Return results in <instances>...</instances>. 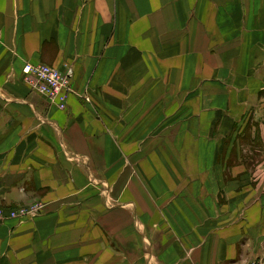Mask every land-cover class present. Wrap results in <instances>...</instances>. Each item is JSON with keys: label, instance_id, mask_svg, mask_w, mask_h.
<instances>
[{"label": "crops", "instance_id": "0c3cea01", "mask_svg": "<svg viewBox=\"0 0 264 264\" xmlns=\"http://www.w3.org/2000/svg\"><path fill=\"white\" fill-rule=\"evenodd\" d=\"M37 204L0 264H264V0H0V206Z\"/></svg>", "mask_w": 264, "mask_h": 264}, {"label": "built area", "instance_id": "2783aa9c", "mask_svg": "<svg viewBox=\"0 0 264 264\" xmlns=\"http://www.w3.org/2000/svg\"><path fill=\"white\" fill-rule=\"evenodd\" d=\"M23 72L26 75V82L38 93L45 96L49 101L60 110L68 108V101L72 92L73 68L66 66L62 70L56 66L40 63H27ZM89 100V98L87 99ZM41 206L31 205L11 208L6 211L0 206V222L5 219H26L35 217L41 213ZM249 264H262L253 261Z\"/></svg>", "mask_w": 264, "mask_h": 264}, {"label": "rangeland", "instance_id": "374dc122", "mask_svg": "<svg viewBox=\"0 0 264 264\" xmlns=\"http://www.w3.org/2000/svg\"><path fill=\"white\" fill-rule=\"evenodd\" d=\"M193 121H195V119H194V117L192 116V115H189L188 117H187V123L188 124H192V123H194ZM251 120L249 119L247 122H246V126H245V128L247 127V128H249L250 127V122ZM247 124H249L248 126H247ZM248 130V129H247ZM244 133H245V131H244ZM249 134H243V137H239V141H241V143H242V150H241V154L243 155L244 153H243V146H244V144H247V143H249ZM252 139V138H251ZM253 140H254V146L256 145V146H259L260 144V141H259V138H258V134L256 133V135H254V138H253ZM225 153V152H224ZM258 154V153H257ZM233 155L234 156H237V151L235 150V152H233ZM191 170H190V167H188V172H190ZM96 183H98V182H96Z\"/></svg>", "mask_w": 264, "mask_h": 264}]
</instances>
